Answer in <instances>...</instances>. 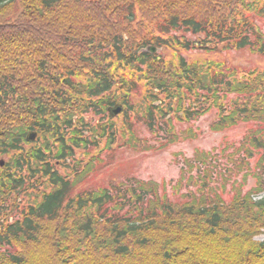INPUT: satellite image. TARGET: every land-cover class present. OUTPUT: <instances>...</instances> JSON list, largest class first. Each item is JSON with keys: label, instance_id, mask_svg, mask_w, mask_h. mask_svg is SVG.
<instances>
[{"label": "trees", "instance_id": "1", "mask_svg": "<svg viewBox=\"0 0 264 264\" xmlns=\"http://www.w3.org/2000/svg\"><path fill=\"white\" fill-rule=\"evenodd\" d=\"M262 1L0 0V264H264ZM210 114L211 132L243 135L185 159L172 193L84 188Z\"/></svg>", "mask_w": 264, "mask_h": 264}, {"label": "rangeland", "instance_id": "2", "mask_svg": "<svg viewBox=\"0 0 264 264\" xmlns=\"http://www.w3.org/2000/svg\"><path fill=\"white\" fill-rule=\"evenodd\" d=\"M97 1V0H90ZM264 30V21L260 22ZM229 59L233 64L239 66H253L260 63L259 59L249 54L247 51L232 52ZM137 100V99H136ZM215 119L214 114H210L202 118L193 126L197 131L198 138L192 140L182 139L168 148H159L158 150L143 151L141 149H128L116 153L108 157L106 165L100 171V175L96 179H92L84 186L85 189L98 186H109L110 183L128 178H138L145 181L158 182L160 184L171 181L177 184L182 175V166L184 160L191 158L197 150L210 151L221 144L228 142H236L241 139L243 130H232L226 133H213L210 131L211 122ZM142 138H150L151 135L145 129L139 131ZM169 185L170 192L172 187ZM251 186V185H250ZM264 236L258 238L262 240Z\"/></svg>", "mask_w": 264, "mask_h": 264}, {"label": "water", "instance_id": "3", "mask_svg": "<svg viewBox=\"0 0 264 264\" xmlns=\"http://www.w3.org/2000/svg\"><path fill=\"white\" fill-rule=\"evenodd\" d=\"M119 111L120 110H118L117 113H119ZM35 138H36V135L35 134H31L29 140L34 141Z\"/></svg>", "mask_w": 264, "mask_h": 264}]
</instances>
